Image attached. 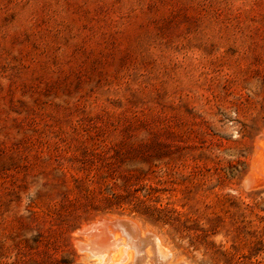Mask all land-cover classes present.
Listing matches in <instances>:
<instances>
[{
  "label": "rangeland",
  "instance_id": "374dc122",
  "mask_svg": "<svg viewBox=\"0 0 264 264\" xmlns=\"http://www.w3.org/2000/svg\"><path fill=\"white\" fill-rule=\"evenodd\" d=\"M114 217L264 264V0H0V264Z\"/></svg>",
  "mask_w": 264,
  "mask_h": 264
},
{
  "label": "bare ground",
  "instance_id": "6f19581e",
  "mask_svg": "<svg viewBox=\"0 0 264 264\" xmlns=\"http://www.w3.org/2000/svg\"><path fill=\"white\" fill-rule=\"evenodd\" d=\"M116 219L120 220L119 227L111 224ZM81 234L83 240L76 243L80 250H84L85 257L93 260L92 264L173 263L169 250L162 246L160 240L131 219L114 217L96 221L84 227Z\"/></svg>",
  "mask_w": 264,
  "mask_h": 264
},
{
  "label": "water",
  "instance_id": "95a60500",
  "mask_svg": "<svg viewBox=\"0 0 264 264\" xmlns=\"http://www.w3.org/2000/svg\"><path fill=\"white\" fill-rule=\"evenodd\" d=\"M103 220H101V222H102ZM106 223V222H105ZM112 226H114V227H119L118 225L120 224V220L119 219H116V220H114L112 223ZM177 264H183V263H181V262H179V263H177Z\"/></svg>",
  "mask_w": 264,
  "mask_h": 264
}]
</instances>
